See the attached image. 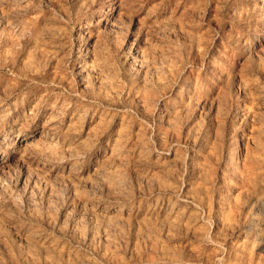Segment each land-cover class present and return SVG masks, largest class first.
<instances>
[{"label": "rangeland", "instance_id": "obj_1", "mask_svg": "<svg viewBox=\"0 0 264 264\" xmlns=\"http://www.w3.org/2000/svg\"><path fill=\"white\" fill-rule=\"evenodd\" d=\"M0 264H264V0H0Z\"/></svg>", "mask_w": 264, "mask_h": 264}]
</instances>
